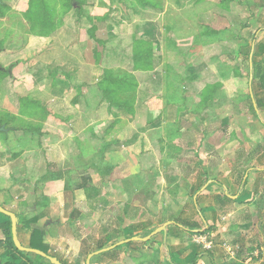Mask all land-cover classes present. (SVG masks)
I'll use <instances>...</instances> for the list:
<instances>
[{
    "label": "rangeland",
    "instance_id": "rangeland-1",
    "mask_svg": "<svg viewBox=\"0 0 264 264\" xmlns=\"http://www.w3.org/2000/svg\"><path fill=\"white\" fill-rule=\"evenodd\" d=\"M159 3L154 0L155 5ZM263 3L264 0L222 1L219 10L209 17L198 23L181 24L185 31H194L192 34L179 35L177 30L175 34L174 29L165 27L160 45L152 40L151 27L141 18L144 0H0V106L5 101L2 93L9 98L12 112L22 104L28 105L32 118H27H35L42 126L39 139L45 145L41 156L47 165L48 143L64 141L70 129L72 146L67 153L59 147L56 152L59 156L71 153L73 161L61 170L67 168L70 172L72 185L82 181L83 173L89 175L92 185L90 203H84V192L75 201L82 211L73 220L71 245L54 246L52 254L57 261L87 264L88 255L106 249L91 255L88 264H185L184 258L190 261L194 254L207 249L200 242L195 246L194 235L203 232L185 225L171 222L173 240L165 236L162 227L167 228V220L174 219L177 224L191 218L202 220L198 212L193 216L187 211L189 214L183 217L179 213L178 204L192 202V195L184 194L186 188L180 186L183 183L181 188L171 187L169 181L178 162L172 157L162 158L161 149L149 146L147 134L154 139L160 136L149 131L147 124L161 121L164 101L156 94L162 92L179 105L184 100L185 106L195 107L196 114L187 115L196 119L201 116L203 130L210 127L203 119L218 121L216 125L227 120L230 134L222 127L223 136L221 130L212 131V135L220 136L218 141L222 143L227 139L229 148L239 140L238 127L243 130L249 123L248 113L264 125V113L254 106L255 99L264 92L251 85L249 66L254 58L264 71V52L259 49V44L264 49ZM154 68L157 69L153 72ZM212 94L218 97L212 98ZM102 101L109 110L95 114L94 108ZM35 104L40 111L36 115ZM69 111L71 116L67 115ZM213 114L218 118L209 120ZM12 115L8 116L15 124ZM87 119L106 124L104 133L100 136L94 131L91 135L94 129L85 128ZM128 122L136 123L137 130L130 131ZM82 127L85 129L78 133ZM29 129L32 131L33 127L30 125ZM15 135V131L10 133L11 142ZM243 135L248 138L245 132ZM83 139L90 142L84 148L80 142ZM218 147L225 151L220 144ZM87 158L90 168L85 164ZM115 165L116 170L120 167L129 175L137 172L135 175L142 177L144 183L146 175L141 169H156L154 174L149 173L155 192L145 191L143 186L138 190L142 194H136L134 186L132 192H136L132 196L117 195L113 186L119 182L114 175L98 180L96 173L98 167L108 172ZM49 167L53 170L55 164ZM136 167L141 171H136ZM96 184L100 188H93ZM122 188L127 192L130 187ZM131 197L137 203L129 214ZM23 257L15 258L16 262L55 264L39 257Z\"/></svg>",
    "mask_w": 264,
    "mask_h": 264
},
{
    "label": "crops",
    "instance_id": "crops-1",
    "mask_svg": "<svg viewBox=\"0 0 264 264\" xmlns=\"http://www.w3.org/2000/svg\"><path fill=\"white\" fill-rule=\"evenodd\" d=\"M144 1L146 6L141 18L146 21L147 27H151L152 40L159 41L161 45L160 40L165 27L174 29L175 34V30L178 31L179 35L192 34L194 31H185V26L181 27V24L184 21H197L198 23L203 18L209 17L210 13L219 10L221 2L225 0H160L158 5L154 4V0ZM261 8H264V3ZM249 66L251 68L250 78L252 79V61H249ZM156 69L154 68L152 71L154 72ZM2 81L1 78L0 83ZM185 95L192 97L190 93H185ZM216 95L212 94V98L216 99L218 97ZM2 96L5 101L2 103L4 105L0 106V264H18L15 258L24 259L23 255L27 258L30 256L39 257L51 263L52 261L47 257L29 250L38 249L30 247L31 234L28 227L38 225L44 228L42 242L46 244L50 254L56 250L54 249L55 245L63 247L67 243H72L73 220L75 216H81L82 211L77 208L75 201L78 199V194L84 192L86 198L84 203H90L89 195L92 187L90 177L83 173L80 176L82 181L72 185L70 172L67 171V168L61 170L63 165L67 166L73 161L71 153L59 156L56 152L59 147L64 148L67 153L68 148L72 146L74 140H72L73 136L69 135L70 129H67L66 136L62 139L64 141L48 143L50 158L47 165L45 157L42 158L41 156L45 145L39 139L42 136V126L35 118L31 121L32 112L29 111L25 99L22 103L27 106L22 104L16 109V112H12V109L8 107V104L10 105L9 98L3 93ZM198 96L199 98L202 97L200 94ZM167 97L162 92L156 94V98L164 101L161 121L152 125L147 124L149 131H155L160 137L154 139L150 138V134H147L145 140L150 147H157L159 151L161 149L162 158L168 156L176 159L178 167L169 183L175 189L185 187L184 194L192 195V202L178 204L179 213L183 217L184 214H189L187 211L193 213V216L195 212H198L202 221L191 218V220L177 224L174 219L172 221L167 220L164 222L167 228L165 225L162 227L165 236L169 241L173 240V232L169 230L171 224L175 226L185 225L192 228V231L203 232L199 235L205 238L209 234L208 238L210 239L205 240L207 243L201 241L195 243V246H198L200 242L199 245L202 244L207 248L205 251L193 255L192 259L196 255L200 256L198 263L195 264H264L263 123L253 113H248L249 123L245 125L246 128L242 130L241 127H238V132L241 134H238L236 138V140H240L236 141L238 146L233 144L229 148L225 144L227 139L222 140L224 145L218 141V137L225 133L222 132L225 131L222 127L228 130L226 127L227 120L216 125L214 123L218 121L203 119L206 125H210L208 130H203L201 128V116H198L199 119L190 118L196 114L193 110L195 107L185 106L184 100L179 105ZM165 98L167 99L165 100ZM52 100L53 98L50 99V105L48 104L49 108L53 105ZM104 103L102 101L94 108L95 114L103 113V109L109 110L108 105L104 106ZM35 107L33 113L36 115V112H40L39 105L35 104ZM116 109L118 110L117 107ZM190 109L193 111L190 112ZM8 115L15 117V124H11L12 121ZM67 115L71 116L72 111H69ZM217 118L213 114L209 120H216ZM87 120L88 123L85 128L92 127L94 129L91 131V135L94 131L100 136L104 133L106 124L102 125L99 119L94 122ZM128 123L130 131L137 130L136 123ZM30 125L33 127L32 131L29 129ZM13 127L16 129H12ZM85 128L78 129V133ZM214 130H221L219 131L220 136L212 135ZM13 131L16 135L12 137L15 139L11 142L9 136ZM243 132L247 134L248 138H243ZM231 133L236 134V132ZM255 133L257 135H254ZM250 135H252V139ZM27 137L30 139L27 140ZM80 142L83 148L87 143H90L87 139ZM218 143L221 149L225 151L219 149ZM152 150L156 152L155 149ZM52 163L55 164L53 170L49 167ZM85 164L87 168L91 167L89 158L86 159ZM116 168L115 165L113 171L107 172L98 167L96 173L98 180L111 174L114 175L116 182H119L113 186L117 195L132 196L136 192H132L134 186H136V194H142L138 190L143 186L146 187L145 191L155 192V184L150 185L149 182L150 175L154 174L156 169L152 171L151 168L141 169L146 175L144 177L146 183H144L142 177L135 175L137 172H134V175H129L127 170L122 172L120 167L119 170ZM135 170L141 171L138 167ZM120 171L122 174L125 173L124 177ZM150 172L152 173L149 175ZM175 180H177V184ZM120 182H122V187H130L129 191L126 192L121 187ZM99 185L106 187L100 182ZM95 187L100 188L98 185L93 186V188ZM135 203L137 200L131 197L127 208L129 214L135 210L133 208ZM181 205L182 207H180ZM149 207L150 209L153 208L150 205ZM10 214L14 215V221ZM14 239L19 246L15 244ZM46 255L56 258V255ZM184 259L185 264L192 261V259L190 261H187V258Z\"/></svg>",
    "mask_w": 264,
    "mask_h": 264
},
{
    "label": "trees",
    "instance_id": "trees-1",
    "mask_svg": "<svg viewBox=\"0 0 264 264\" xmlns=\"http://www.w3.org/2000/svg\"><path fill=\"white\" fill-rule=\"evenodd\" d=\"M260 45V52H264L263 46ZM255 84L260 92H264V71L262 70L260 65L255 64L254 58H252V81L251 85ZM255 110H259L260 112L264 113V95H261L255 99ZM8 226L9 223H8ZM28 230L31 234L30 239V247L34 249H38L40 251H43L44 253L54 256V254H50L48 251V248L46 244L42 242V237L44 234V228L42 226L38 225H32L28 227ZM10 234V232H9ZM199 255H196L192 261L191 264H195V261L199 258ZM59 262L62 264H65L64 261L59 259Z\"/></svg>",
    "mask_w": 264,
    "mask_h": 264
},
{
    "label": "water",
    "instance_id": "water-1",
    "mask_svg": "<svg viewBox=\"0 0 264 264\" xmlns=\"http://www.w3.org/2000/svg\"><path fill=\"white\" fill-rule=\"evenodd\" d=\"M10 216L13 218V221H14V215H13V214H10ZM14 242H15V244H16L17 246H19L18 243H17V241H16V239H14ZM29 250H30V251H35V252H37V253H39V254H41V255L47 257L48 259H50V260H51L53 263H55V264H61L59 261L56 260V258L49 257V256H47L46 254H44L43 252H41V251H39V250H32V249H29ZM105 250H106V249H101V250L96 251V252H94V253L103 252V251H105ZM94 253L88 255V258H87V264H88L89 258H90L91 255H93Z\"/></svg>",
    "mask_w": 264,
    "mask_h": 264
},
{
    "label": "built area",
    "instance_id": "built-area-1",
    "mask_svg": "<svg viewBox=\"0 0 264 264\" xmlns=\"http://www.w3.org/2000/svg\"><path fill=\"white\" fill-rule=\"evenodd\" d=\"M194 239H195V241H201V242L207 243V242H205L206 238L199 235V234L194 235Z\"/></svg>",
    "mask_w": 264,
    "mask_h": 264
}]
</instances>
